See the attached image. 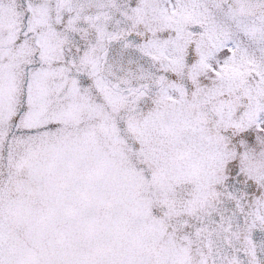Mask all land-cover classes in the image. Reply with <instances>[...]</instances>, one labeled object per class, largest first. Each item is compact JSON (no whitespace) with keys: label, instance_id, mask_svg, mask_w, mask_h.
<instances>
[{"label":"snow or ice","instance_id":"snow-or-ice-1","mask_svg":"<svg viewBox=\"0 0 264 264\" xmlns=\"http://www.w3.org/2000/svg\"><path fill=\"white\" fill-rule=\"evenodd\" d=\"M0 264H264V0H0Z\"/></svg>","mask_w":264,"mask_h":264}]
</instances>
